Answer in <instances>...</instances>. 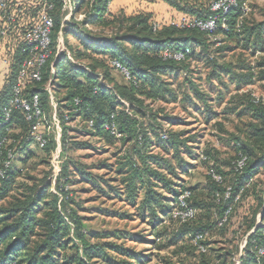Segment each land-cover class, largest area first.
<instances>
[{"label": "trees", "instance_id": "trees-1", "mask_svg": "<svg viewBox=\"0 0 264 264\" xmlns=\"http://www.w3.org/2000/svg\"><path fill=\"white\" fill-rule=\"evenodd\" d=\"M145 1L165 5L177 19L203 20L211 13L209 0ZM112 2L77 0L75 13L84 11V19L63 22L61 0H50L52 54L40 69L39 82L26 79L25 95L39 96L49 121L50 94L54 95L64 162L56 194L50 192L46 176L20 185L12 168L0 179V264H149L152 253H138L125 245L127 241L146 242L158 251L172 249L168 259L160 258L163 264H264V190H256L255 185L250 189L264 170V104L255 102L250 92L241 93L254 84L255 75L264 80V59L252 66L251 60L235 56L238 50L249 53V58L262 50L264 22L248 25L237 8L221 17L208 35L171 25V19L160 26L151 11L133 15L111 12ZM21 9L8 39L0 37L1 58L8 62L0 108L10 98L26 59L20 52L21 38L37 20L40 2L28 0ZM222 22L226 30L221 28ZM88 27L100 29V33ZM106 28L112 33L105 35L102 30ZM60 34L66 47L62 52L57 51ZM218 35L222 43L215 47L212 38ZM70 37L78 44L70 45ZM165 49L184 53V59H164ZM200 62L207 70V90L199 83L200 77L194 78L201 71L193 69V64ZM115 72L123 82L115 78ZM168 105L192 109L207 124L222 116L234 115L240 122L245 119L244 127L237 128L239 135L231 134L228 140L234 157L222 159L215 149L201 150V134L178 129L185 122L168 114ZM71 123H77L76 128ZM112 126L119 137L110 134L107 128ZM215 126L225 132L221 122ZM29 129L24 115L16 112L7 148L17 153L30 144ZM46 140L41 150L49 154L56 145L51 131ZM102 149L114 151L110 158L92 165L68 155L70 151ZM29 159L31 155L23 163ZM242 159L244 164L238 167ZM198 163L206 166L204 181L187 185L184 178ZM76 184L96 193L91 201L101 200V207L93 209L99 215L120 221L135 218L153 233L159 226L162 230L154 239L127 230H86L79 215L84 202L71 197L68 190ZM185 192H189L185 204L194 215L182 222L172 212L182 209L178 198ZM241 230L242 235L249 234L239 254L235 242Z\"/></svg>", "mask_w": 264, "mask_h": 264}, {"label": "rangeland", "instance_id": "rangeland-1", "mask_svg": "<svg viewBox=\"0 0 264 264\" xmlns=\"http://www.w3.org/2000/svg\"><path fill=\"white\" fill-rule=\"evenodd\" d=\"M115 5L112 4L111 12L119 13L123 12L126 15H133L135 13L141 12V11H151L154 16V21L158 25L167 24V21L170 22H176L177 16L172 15L174 14L169 10L166 6L163 4L156 2H148L145 0H139L138 3L134 0H116ZM241 20L245 21L248 25L251 24H258L264 22V0H243L242 6H241ZM62 19L63 22H81L85 17V12L81 11L76 13H72L70 16L67 15V13H62ZM81 17V18H80ZM89 30L94 31L95 33H100V29L92 27H88ZM102 32L105 35H109L112 33L111 28H106L102 30ZM213 42L215 43V47H219L221 45L222 37L216 36L215 38H212ZM264 41V38H263ZM70 45L74 46L78 43L72 39V37L69 38ZM66 50L64 39L62 34H60L59 42L57 45V51L62 52ZM241 56L245 60H251L252 66H254L258 61L264 59V43L262 50L257 52L255 55H252V57L249 58L248 54H243L241 50L237 51V54L235 56ZM69 57V54H68ZM231 57V56H228ZM229 59V58H228ZM231 59V58H230ZM3 59L1 58V52H0V62ZM198 69L200 74L195 76V79H198L200 77L199 83L202 85L204 89H208V80H207V70L204 69L203 63H196L193 64V69ZM204 69V70H203ZM115 78L123 82V78L121 75L117 72L114 73ZM213 85H216L214 83ZM233 89V86L231 87ZM244 92H250L252 97L254 99L258 100H264V80L259 78V75H255L254 84L252 86H248L244 88L241 93ZM214 94H212L213 96ZM51 101V107L52 112L50 114V122L53 120V116L56 117V100L54 98V95L51 94L50 96ZM223 108L216 109L215 111L217 113H220ZM166 112L170 115L177 116L180 119H183L185 122L184 126H181L178 129H182L185 131L195 132L199 133L202 136L201 144L199 145L200 149L203 150L205 148H212L217 150L221 154L222 159H229L231 157H234L232 148L233 144L232 142L228 141L231 139V134L238 136L239 133L237 131V128H243V124L246 123V120L243 119L237 120L234 115L230 116H222L218 119L210 122L205 123L203 116H201L198 112H194L192 109L184 110L182 106L177 107L175 105H168L166 107ZM222 123L224 127V133L219 132L218 128L215 126L216 123ZM77 123H71L69 126L71 128H76ZM19 130V129H17ZM16 130V131H17ZM21 130V129H20ZM51 135L53 136L55 140V148L49 152V154H46L43 150H41L37 144H35L33 141L28 144L26 147H23L21 151L16 153V157L13 164V170L18 174L17 177V183L20 185H26L30 184L31 181L29 179H33L34 181H40L45 176L48 179V183H50V192L53 194H56L55 185L56 180L58 179L61 171V166L64 162V158L62 156V149H61V126L55 125L54 128H51ZM18 132V131H17ZM20 132V131H19ZM70 137H79L76 134H69ZM219 138H222L219 139ZM84 140V139H79ZM94 147L101 148L103 145L100 144H94ZM105 149V148H104ZM100 150V151H90V150H79V151H70L68 153L69 157L71 159H74L75 161H80L81 163H84L86 165H92L95 164L99 159H105L110 158L111 154L113 153L114 149L111 151L109 150ZM31 155V159H29L26 164L23 163V160L28 156ZM189 161V160H188ZM196 165V164H195ZM207 169L206 166H203L202 164L198 163L196 168L192 170L189 177H185V181L187 185H195L198 183H203L204 181V175L206 174ZM99 174H102V172H98ZM256 186V190H264V170H261V173L257 175L253 182H251L252 189L253 186ZM89 187L86 185L76 184L73 186H70L68 188L69 194L71 197H76L77 200L83 201L84 203L80 205L81 208H79V215L83 217V225L85 226L86 230L90 231H110V230H127L131 233H134L135 235H141L142 237H146L147 239H154L155 233H158V231L162 230L163 226H159L158 229L153 233L151 227L144 224L138 219H130L125 221H120L118 219L113 218H107L104 216L99 215V213L95 212V207H101V200H94L93 197L96 196L95 192H88ZM1 205V204H0ZM107 207L110 206V204H106ZM248 204L245 202L244 206L246 207ZM120 207V205H117V208ZM92 209V210H88ZM243 207H240V212ZM133 213V212H131ZM257 223L260 221V216H257ZM167 223V221H166ZM244 230V229H243ZM243 230L239 231L240 233L237 236L236 244L239 247V254L241 253L242 249L244 248L246 244V238L247 235H242ZM252 232V231H251ZM162 238V237H161ZM213 240H218L217 237H213ZM108 241L111 242H117L122 243L120 241L109 239ZM160 242V239L157 240V243ZM127 247L133 248L138 253H144L145 255H152V260L149 262V264H163V262L160 260V258L168 259L171 256L172 249H164L161 251L153 250L152 246L147 244L146 242L143 243H135L131 241H127L125 244ZM173 262H176L175 259H172ZM238 262V260H237ZM237 264V263H236Z\"/></svg>", "mask_w": 264, "mask_h": 264}, {"label": "built area", "instance_id": "built-area-1", "mask_svg": "<svg viewBox=\"0 0 264 264\" xmlns=\"http://www.w3.org/2000/svg\"><path fill=\"white\" fill-rule=\"evenodd\" d=\"M28 0H0V37L8 39L9 33L13 31V25L16 23L17 17L22 13L21 7ZM40 9L37 14V20L33 25L22 34L21 54L26 59L21 63L17 72L16 82L12 86V93L7 102L0 108V179L5 178L7 172L13 168L16 153L7 148L10 140L7 134L12 131V118L16 112H21L26 121L30 123L29 135L30 139L42 149L46 145V136L51 128L59 125V121L53 116L52 122L45 116L38 95L28 97L25 95L26 79L30 78L36 82L41 80V67L52 54L51 51V34L53 29V19L50 11L53 5L50 0H38ZM61 12L70 16L75 13L77 0H61ZM242 1L238 0H209L210 15L206 19H190L182 17L171 25L180 28L198 29L211 35L216 28V24L221 17L227 15L231 10L240 8ZM81 18V17H80ZM221 28L226 30V25L222 22ZM188 53V51H186ZM162 56L167 60L181 61L184 59V53L165 49ZM4 66L8 65L6 60L1 61ZM114 65L120 69L122 74L128 77V72L121 68L117 63ZM32 68H34L33 71ZM51 71L53 69L51 68ZM51 96V94H50ZM255 102L264 104V100L255 99ZM92 123H89L91 127ZM111 135L119 137L114 126L107 128ZM163 138H166L165 136ZM244 159L238 162V167H242ZM215 180H219L214 176ZM228 195V193H226ZM189 196V192H185L179 198L180 209L172 212L173 218H179L182 222L191 219L194 211L188 209L185 199Z\"/></svg>", "mask_w": 264, "mask_h": 264}, {"label": "crops", "instance_id": "crops-1", "mask_svg": "<svg viewBox=\"0 0 264 264\" xmlns=\"http://www.w3.org/2000/svg\"><path fill=\"white\" fill-rule=\"evenodd\" d=\"M115 1L116 0H113V2H112V4H114V6H116ZM134 1H136L138 3L139 0H134ZM4 72H5V66L2 64V62H0V90H1L2 85H3V74H4ZM257 224H259V223H257Z\"/></svg>", "mask_w": 264, "mask_h": 264}]
</instances>
